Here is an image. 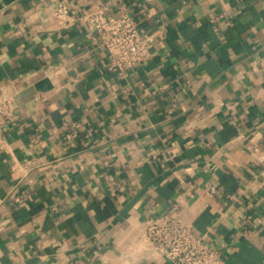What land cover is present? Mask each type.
Here are the masks:
<instances>
[{"label": "crops", "instance_id": "obj_1", "mask_svg": "<svg viewBox=\"0 0 264 264\" xmlns=\"http://www.w3.org/2000/svg\"><path fill=\"white\" fill-rule=\"evenodd\" d=\"M59 1L0 0V264H172L138 227L164 212L264 264V0H66L139 21L123 76Z\"/></svg>", "mask_w": 264, "mask_h": 264}, {"label": "built area", "instance_id": "obj_2", "mask_svg": "<svg viewBox=\"0 0 264 264\" xmlns=\"http://www.w3.org/2000/svg\"><path fill=\"white\" fill-rule=\"evenodd\" d=\"M48 9L58 27H66L76 21L86 23L108 52V69L120 76L151 55V37L141 35L139 21L124 6L116 15L107 13L105 4L74 12L66 0H60ZM14 114L13 100L4 95L0 98V142L4 139L5 126ZM71 136L74 135L68 134ZM138 227L142 234L141 244L160 252L172 264H224L214 245L197 235L179 215L164 212L149 217Z\"/></svg>", "mask_w": 264, "mask_h": 264}]
</instances>
